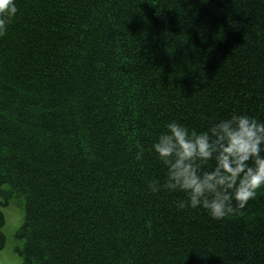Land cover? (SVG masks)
I'll list each match as a JSON object with an SVG mask.
<instances>
[{"label":"trees","instance_id":"trees-1","mask_svg":"<svg viewBox=\"0 0 264 264\" xmlns=\"http://www.w3.org/2000/svg\"><path fill=\"white\" fill-rule=\"evenodd\" d=\"M0 36L2 207L20 264H264V186L224 218L151 192L169 120H264V0H16Z\"/></svg>","mask_w":264,"mask_h":264},{"label":"clouds","instance_id":"clouds-1","mask_svg":"<svg viewBox=\"0 0 264 264\" xmlns=\"http://www.w3.org/2000/svg\"><path fill=\"white\" fill-rule=\"evenodd\" d=\"M17 11L16 0H0V36ZM164 129L147 148L137 145L135 159L142 160L146 151L155 155L165 173L148 188L182 192L177 208H203L213 218H224L264 186V120L233 113L203 130L175 119Z\"/></svg>","mask_w":264,"mask_h":264},{"label":"rangeland","instance_id":"rangeland-1","mask_svg":"<svg viewBox=\"0 0 264 264\" xmlns=\"http://www.w3.org/2000/svg\"><path fill=\"white\" fill-rule=\"evenodd\" d=\"M1 210L4 215L2 232L5 235L6 243L3 250L0 251V264H20L22 259L17 249L23 246V240L16 237V231L22 225L24 219L22 198H13Z\"/></svg>","mask_w":264,"mask_h":264}]
</instances>
